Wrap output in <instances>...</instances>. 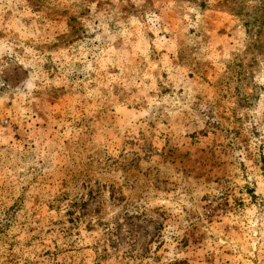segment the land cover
<instances>
[{"label": "rangeland", "instance_id": "rangeland-1", "mask_svg": "<svg viewBox=\"0 0 264 264\" xmlns=\"http://www.w3.org/2000/svg\"><path fill=\"white\" fill-rule=\"evenodd\" d=\"M0 264H264V0H0Z\"/></svg>", "mask_w": 264, "mask_h": 264}]
</instances>
